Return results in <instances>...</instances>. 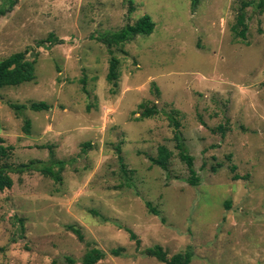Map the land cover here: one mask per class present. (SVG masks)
Wrapping results in <instances>:
<instances>
[{
  "label": "rangeland",
  "instance_id": "rangeland-1",
  "mask_svg": "<svg viewBox=\"0 0 264 264\" xmlns=\"http://www.w3.org/2000/svg\"><path fill=\"white\" fill-rule=\"evenodd\" d=\"M243 4L245 41L233 32ZM0 7V60L24 49L35 58L33 80L0 90L13 179L0 191V264H83L92 246L106 251L94 264H166L143 253L156 244L169 256L189 251L188 264H264V0ZM143 15L154 22L150 34L111 52L99 40ZM48 34L59 41L38 46ZM111 55L115 86L106 79ZM32 101L49 108L17 114L9 105ZM141 103L159 112L139 119ZM172 111L196 185L175 145ZM160 145L171 153L165 169L150 160Z\"/></svg>",
  "mask_w": 264,
  "mask_h": 264
},
{
  "label": "trees",
  "instance_id": "trees-1",
  "mask_svg": "<svg viewBox=\"0 0 264 264\" xmlns=\"http://www.w3.org/2000/svg\"><path fill=\"white\" fill-rule=\"evenodd\" d=\"M193 6L197 4V0H191ZM12 5V4H11ZM10 5V6H11ZM245 4H243L236 15V24L233 26V32L236 37H239L241 40L245 41V31L247 25L245 23ZM5 7H0V15H3L6 12ZM154 28V22L149 15H143L139 19H137L133 23H127L123 27H121L118 31L109 33L107 35H103L99 37L103 43H105L108 47L109 52H111L112 46L122 45L126 42H129L137 35H148L152 32ZM59 41L54 34H48L45 39L38 40L37 45L41 46L44 42L50 41L55 42ZM29 49H24L20 51H15L8 55L7 57L0 60V90L7 86L19 85L26 81H31L35 78L34 75V62L35 58L28 60L26 55L28 54ZM119 77V61L118 58L111 55L109 59L108 72L106 74V79L108 82L112 83L113 86L116 85L117 79ZM10 107L15 110L18 114V111L22 108L28 107L31 110L40 111L46 110L49 108V104L45 101H32L28 105L22 104L18 105L16 103H9ZM141 112L137 117L139 119L149 118L153 115L157 114L159 111L155 104L147 105L145 103L140 104ZM173 111L170 112L167 116L169 122L174 127V139L176 141V148L179 150V157L183 160L190 172V184L196 185L198 178L196 177V172L193 168V158L185 152L183 143L181 141V133L179 130V121L176 118V114L173 115ZM25 125L28 126L29 122L25 121ZM12 147L10 145H5L3 139L0 137V191L10 188L13 184V179L10 176L11 165L8 163V158L11 155ZM171 153L164 145H160L158 147V153L156 157H150V160L162 167L166 168L168 165V159ZM51 156L52 153H51ZM28 165L21 164L20 167H26ZM231 170H234L235 166L232 164ZM55 180H60V176L56 173H53L50 169H45ZM234 179L242 178L238 174L233 175ZM146 206L148 210L153 214H159V211L152 206L150 202H146ZM70 230H72L79 238V240H83V235L78 227L73 225L67 226ZM129 231V237L135 240L137 246L139 245L140 240L137 238L136 234L127 229ZM121 251V248H120ZM119 249H112L111 252L114 254L120 253ZM144 254L148 256H153L157 260L162 261L166 264H188L191 259V253L189 251L177 252L172 255H168L166 250L159 244H156L152 247H148L144 249ZM106 251L97 247H89V249L84 253L80 261L83 264H94L98 260L105 257ZM65 259L72 263L73 259L69 257H65Z\"/></svg>",
  "mask_w": 264,
  "mask_h": 264
}]
</instances>
